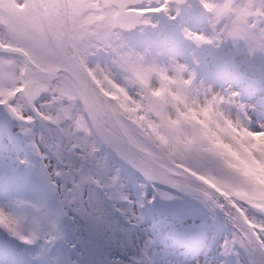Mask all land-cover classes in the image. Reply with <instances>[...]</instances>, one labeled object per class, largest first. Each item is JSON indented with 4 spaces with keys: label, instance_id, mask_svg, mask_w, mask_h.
<instances>
[{
    "label": "snow or ice",
    "instance_id": "6c2138e0",
    "mask_svg": "<svg viewBox=\"0 0 264 264\" xmlns=\"http://www.w3.org/2000/svg\"><path fill=\"white\" fill-rule=\"evenodd\" d=\"M99 2L0 0V113L9 118L0 121V141L32 157L20 160L29 173L22 186L0 185V250L7 245L12 264H124L110 248L125 250L124 223L142 219L143 206L129 184L146 176L142 187L171 198L166 189L187 191L184 181L196 174L158 161L145 130L153 126L127 115L89 63L81 18ZM232 212L240 219L226 221L223 254L264 264V209L240 202Z\"/></svg>",
    "mask_w": 264,
    "mask_h": 264
},
{
    "label": "clouds",
    "instance_id": "9594fccd",
    "mask_svg": "<svg viewBox=\"0 0 264 264\" xmlns=\"http://www.w3.org/2000/svg\"><path fill=\"white\" fill-rule=\"evenodd\" d=\"M150 8L165 10L140 11ZM90 15L96 18L89 21ZM161 16L194 46L192 64L129 42L133 33L157 29ZM187 17L202 23L189 26ZM81 20L89 63L102 84L119 93L127 115L153 126L145 130L158 161L169 169L194 168L185 192L228 223L240 219L232 212L240 202L264 209V119H253L258 106L239 91L218 90L201 78L196 58L203 48L247 61L264 58V0H100Z\"/></svg>",
    "mask_w": 264,
    "mask_h": 264
},
{
    "label": "rangeland",
    "instance_id": "374dc122",
    "mask_svg": "<svg viewBox=\"0 0 264 264\" xmlns=\"http://www.w3.org/2000/svg\"><path fill=\"white\" fill-rule=\"evenodd\" d=\"M184 22L189 26L202 23L198 17H187ZM161 25L162 20L160 19L159 26ZM147 32L151 40H156V50L163 51L166 55L176 56L189 64L193 63L194 46L190 42L183 38H178L177 41L174 36L166 37L158 29L145 33ZM135 38L138 37L134 36L133 39ZM132 41L135 42V40ZM138 46L141 47L140 42ZM223 55L221 57V52L211 48L197 51L196 58L200 61L198 69L200 77L214 84L218 90L224 91L231 88L239 91L244 102L257 104L258 111L253 119H264V58L257 57L255 60L247 61L243 56L233 58L225 53ZM219 59L227 65L224 67ZM209 64L211 68L221 70L220 77L223 81L212 78ZM6 117L5 114L0 113V121H6ZM26 155L28 157L23 147L15 148L7 140L0 141V185L15 184L17 187L23 185L29 173L20 166V160ZM142 184H144V179L138 176L135 182L128 186V191L133 194V198L143 205L138 207V215L142 219L131 224L124 223V228L129 230V236L122 234L121 240L124 245L129 246L130 250L122 251L119 244L114 243L110 248V254L113 257L123 260L124 264H223L220 262L219 254L223 240L229 233L227 226L230 227V224L226 222L222 214L213 212L211 208L194 197H186L166 190L171 198H164L157 189L144 188ZM154 195L157 196V205L162 211L161 215H158L152 205L150 207L153 210L148 207ZM5 203L7 202L4 199H0V207ZM11 210L9 208V211ZM156 217L160 225L158 227L153 221ZM185 232L187 234L182 236L181 234ZM182 240L189 241V243ZM146 245L150 263H146ZM3 254L9 257V263L12 264L14 258L10 255L6 244L3 250H0V256ZM139 258L145 262H141ZM245 259L241 254L238 262H243Z\"/></svg>",
    "mask_w": 264,
    "mask_h": 264
},
{
    "label": "bare ground",
    "instance_id": "6f19581e",
    "mask_svg": "<svg viewBox=\"0 0 264 264\" xmlns=\"http://www.w3.org/2000/svg\"><path fill=\"white\" fill-rule=\"evenodd\" d=\"M0 264H10L9 257L6 254L0 256Z\"/></svg>",
    "mask_w": 264,
    "mask_h": 264
},
{
    "label": "water",
    "instance_id": "95a60500",
    "mask_svg": "<svg viewBox=\"0 0 264 264\" xmlns=\"http://www.w3.org/2000/svg\"><path fill=\"white\" fill-rule=\"evenodd\" d=\"M174 190L180 191V190H178V189H174Z\"/></svg>",
    "mask_w": 264,
    "mask_h": 264
}]
</instances>
